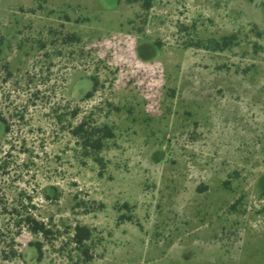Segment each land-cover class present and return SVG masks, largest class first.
I'll list each match as a JSON object with an SVG mask.
<instances>
[{"label": "rangeland", "instance_id": "374dc122", "mask_svg": "<svg viewBox=\"0 0 264 264\" xmlns=\"http://www.w3.org/2000/svg\"><path fill=\"white\" fill-rule=\"evenodd\" d=\"M2 43L0 264H264V0H0Z\"/></svg>", "mask_w": 264, "mask_h": 264}, {"label": "trees", "instance_id": "16d2710c", "mask_svg": "<svg viewBox=\"0 0 264 264\" xmlns=\"http://www.w3.org/2000/svg\"><path fill=\"white\" fill-rule=\"evenodd\" d=\"M4 43H2V45L0 44V54L3 52V45ZM29 54V52L27 53V55ZM27 62V59L25 60ZM11 62L9 61V63H7V67L10 69L9 71H11ZM1 119V118H0ZM5 124H7L6 120L4 119H1ZM85 122L82 123V125L78 126L76 129H75V133L76 134H80V135H86L87 137H85V143H86V147L88 146H91L94 144V148L95 150L97 151H100L102 149V145H103V138H106V137H111L112 133L110 130H106L104 131V129H102L103 131L99 130L97 134H99L101 136V139H98V140H92L91 139V135H89V132L87 131V129H84V126H85ZM35 228V231H42L43 230V226L41 227H37V226H34Z\"/></svg>", "mask_w": 264, "mask_h": 264}, {"label": "crops", "instance_id": "0c3cea01", "mask_svg": "<svg viewBox=\"0 0 264 264\" xmlns=\"http://www.w3.org/2000/svg\"><path fill=\"white\" fill-rule=\"evenodd\" d=\"M127 36H130L131 38H134V39H137V40H139V41H141V39H140V36L139 35H133L132 33H128V35Z\"/></svg>", "mask_w": 264, "mask_h": 264}]
</instances>
